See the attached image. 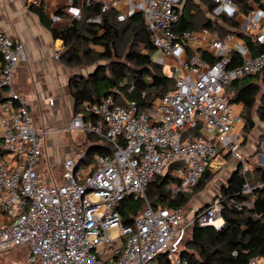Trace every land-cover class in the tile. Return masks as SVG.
<instances>
[{
  "label": "built area",
  "instance_id": "built-area-1",
  "mask_svg": "<svg viewBox=\"0 0 264 264\" xmlns=\"http://www.w3.org/2000/svg\"><path fill=\"white\" fill-rule=\"evenodd\" d=\"M82 6L101 5V14L92 21L118 10L120 21L140 12L151 33L154 48L163 57L175 58L174 89L141 110L137 101L126 99L119 89L100 102L87 105L92 122L75 115L71 130L94 134L112 148L110 154L96 155L97 165H86L87 149L64 161L63 181L47 183L37 170L45 150V129L37 127L27 100L14 91L0 104V125L4 132L0 145V254L17 247L29 248L30 264H158L165 256L168 264H189L181 252L189 228L222 226L224 199L216 197L202 212L187 208L154 206L147 197L152 180L172 167L178 183L171 198L189 194L221 154L242 163L244 176L250 165L241 153L242 134L235 124H246L236 116L232 95L227 88L234 81L264 71V50L254 55L245 42L229 34L224 40H212L211 32L177 31L182 0H80ZM216 3L214 18L237 17L233 0ZM128 8L123 10L122 5ZM75 20L82 9L70 8ZM242 29L264 46V7L250 11ZM204 46L215 59L210 63L199 53L185 61L181 54L188 47ZM0 88L10 89L15 72L25 59V46L0 30ZM235 55L240 60L235 64ZM60 55L56 56L59 59ZM235 64V65H234ZM136 90L131 84L128 93ZM122 96L124 104L115 95ZM145 98V93L142 94ZM50 105L53 98H48ZM89 146V141L87 142ZM254 188L246 181L242 194ZM143 200L144 210L126 225L118 207L128 197ZM249 202L235 207H250ZM251 261V264H254ZM163 264H166L163 262Z\"/></svg>",
  "mask_w": 264,
  "mask_h": 264
},
{
  "label": "trees",
  "instance_id": "trees-1",
  "mask_svg": "<svg viewBox=\"0 0 264 264\" xmlns=\"http://www.w3.org/2000/svg\"><path fill=\"white\" fill-rule=\"evenodd\" d=\"M199 1L201 5L207 6L211 15L216 3L211 0ZM233 1L238 5L240 13L245 15L251 11V3L264 5V0ZM33 9L53 37L64 42L61 59L67 66L80 69L93 67L88 75L76 74L69 82L76 115L81 114L86 120L96 121V117L88 113L87 105L102 101L114 94L115 89H119L126 99L137 101L143 111L151 109L157 99L174 89L175 78L167 75L163 66L153 60L151 54L156 49L142 13L138 12L127 20L120 21L119 11L112 10L102 16L101 23H95L92 20L101 14V5H84L81 20H74L70 26L57 30L53 28L52 21L43 7ZM240 27L237 17L226 15L217 18L212 15L207 17L200 6L186 3L181 10L177 31L199 32L202 28H207L217 39L234 33L252 48L254 55L261 53L264 46L260 45L253 35L241 31ZM189 50L201 54L210 63L215 61L201 49ZM234 59L235 64L240 63L237 55ZM131 84L136 87L132 94L128 93ZM2 90L4 89L0 88V104L6 101ZM227 92L232 94L233 103L242 104L244 107L242 117L246 121L244 126L246 134L254 129L256 114L260 121H264V71L234 81L227 88ZM143 93L145 98L142 97ZM115 98L124 104L122 96L116 94ZM87 135L88 156L112 152V148L105 140L94 134ZM173 169L174 167L165 175L156 176L152 180L147 197L154 206L167 204L170 208H187L192 193L203 190L211 180V173L208 170L191 193L171 198V188L178 183L172 173ZM248 173L244 176L241 170L236 171L228 184L222 188L224 225L221 228L193 224L191 236L189 239H186V236L181 252L189 264H251L253 258H264V168L256 167L253 176ZM249 175L254 185L250 184ZM246 181L254 188L252 194L244 195L241 192ZM244 202L252 205L243 206L241 209L235 207V204ZM144 207L142 200L128 196L118 210L124 218V223L131 225ZM165 258L161 256L157 263L168 264Z\"/></svg>",
  "mask_w": 264,
  "mask_h": 264
},
{
  "label": "crops",
  "instance_id": "crops-1",
  "mask_svg": "<svg viewBox=\"0 0 264 264\" xmlns=\"http://www.w3.org/2000/svg\"><path fill=\"white\" fill-rule=\"evenodd\" d=\"M186 3L200 6L207 17L211 16L207 6L205 4L201 5L199 0H182V8ZM251 5V11L264 7V5L261 6L257 3H251ZM34 7H43L46 15L52 21L53 28L62 30L70 26L75 20L70 13V8L79 7L82 9L83 6L80 0H0V30L13 39L22 42L25 46V59L21 61L15 72L13 86L10 89L2 90V94L7 100L9 92L14 91L27 100L31 117L37 127L48 131L44 138L45 150L36 167L47 183H61L63 181L64 161L76 156L81 149H79V146L84 138V133L71 130V123L76 113L69 82L72 76L76 74L88 75L92 72V69L72 68L64 63L61 59L64 52V42L53 37L51 31L41 23L39 16L34 12ZM127 8V4L122 5L123 10ZM245 18V14L240 13L237 15V21L240 22V25L245 21ZM240 30L244 31L242 26ZM232 34L237 40L243 41L236 34ZM226 37L217 39L211 33L212 40H224ZM189 49H201L208 53L204 46L188 47L185 52L186 59L193 54ZM58 54L60 58L56 59ZM160 58H162V54L158 52L153 60L157 62ZM163 60L173 73L171 77L175 78L183 74L182 71L174 74L171 70V67L176 66V64H173V62H177L175 58L163 57ZM48 98L54 99L53 105L49 104ZM243 110L244 107L241 104V115ZM3 132L4 129L0 125V145L2 144ZM72 134L80 138L77 143L72 140ZM242 134L241 153L250 165L248 174L253 176L256 167L264 168V161L261 160L264 159V121H260L256 114L254 129L246 134L243 127ZM238 170H241L242 173V163L239 160L231 155L221 154L214 160L213 166L209 169L210 172L218 171L225 175L224 180L221 179L219 182V191L214 190L212 196L208 195L196 199L193 204H191V200V205L189 204L190 206L188 205L187 208L195 209L197 208L196 204H200L199 200L205 199L207 202L210 197L214 200L216 197L221 196L222 188L228 184L230 178ZM211 202L206 204V207ZM191 206L192 208H190ZM221 220L218 224L221 223L220 226H223L224 219ZM24 250L26 251L27 261L29 248L24 247ZM252 261L255 262L254 264H264L263 257L253 258Z\"/></svg>",
  "mask_w": 264,
  "mask_h": 264
},
{
  "label": "rangeland",
  "instance_id": "rangeland-1",
  "mask_svg": "<svg viewBox=\"0 0 264 264\" xmlns=\"http://www.w3.org/2000/svg\"><path fill=\"white\" fill-rule=\"evenodd\" d=\"M135 3L138 2V0H133ZM159 51L158 50H154L152 52V57H155L157 55ZM181 60H186V54L184 53V55L181 56ZM104 64H107L106 61H103ZM178 62H173V64H177ZM172 64V63H171ZM163 68H164V71L167 75L169 76H172V72L170 71V67L164 63L163 65ZM88 70H91L93 69L92 66H90L89 68H87ZM233 110H234V114L238 117L241 116V104H237V103H233ZM242 130H243V125L242 124H235V132L236 133H241L242 134ZM87 137L88 135L87 134H84V138H83V141H81V144L79 146V149H87L88 148V145H87ZM71 138L72 140H74L76 143L79 141L80 138H77L75 137L74 134L71 135ZM242 140H243V134H242ZM81 149L78 151L80 152ZM95 156L96 155H90L88 156V162L86 163H83V166L81 167L83 170L85 169L86 165H89V164H95L97 165V161L95 159ZM262 161H264V159H261ZM89 163V164H88ZM211 173V180L208 182V184L206 185V187L201 190L200 192H193L192 193V197H191V200H192V203L193 204L196 199H201V198H204L206 196H212L213 194V191H219V182L221 179L224 180L225 178V175H222V172H210ZM249 182L251 185H254V181L252 180V177L249 175ZM213 199L210 197L207 202L205 199H202V200H199L200 201V204H196L197 208H195L198 212L199 211H203L205 208H206V204H209V202H211ZM143 201V200H142ZM144 202V201H143ZM190 204V205H191ZM145 205V203H144ZM189 205V206H190ZM145 208V207H144ZM192 208V206L190 207ZM189 208H187V212L186 214L188 216L189 215ZM195 224V223H194ZM192 227L193 225L190 226L189 228V231H188V234H187V238L186 239H189L190 236H191V232H192ZM0 264H30V263H27L26 261V251L24 250V247H17V248H14V249H11L7 252H4L2 254H0Z\"/></svg>",
  "mask_w": 264,
  "mask_h": 264
},
{
  "label": "bare ground",
  "instance_id": "bare-ground-1",
  "mask_svg": "<svg viewBox=\"0 0 264 264\" xmlns=\"http://www.w3.org/2000/svg\"><path fill=\"white\" fill-rule=\"evenodd\" d=\"M219 221H222V220H218V221L216 222V224H217V225H220V224H221V223H220V224H218V222H219Z\"/></svg>",
  "mask_w": 264,
  "mask_h": 264
}]
</instances>
